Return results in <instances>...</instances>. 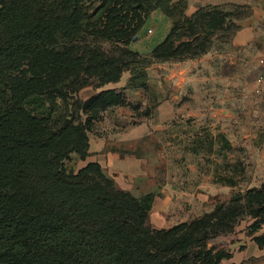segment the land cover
Here are the masks:
<instances>
[{
    "label": "trees",
    "instance_id": "1",
    "mask_svg": "<svg viewBox=\"0 0 264 264\" xmlns=\"http://www.w3.org/2000/svg\"><path fill=\"white\" fill-rule=\"evenodd\" d=\"M186 9L185 0H0V264H222L246 218L250 235L264 228V182L156 229L154 194L118 190L97 162L67 167L74 155L86 162L103 113L130 106L125 89L82 100L83 89L127 71L129 87H145L147 68L208 54L218 31L228 24L229 41L250 14ZM157 10L177 15L170 33L146 55L131 50ZM254 241L264 246V235Z\"/></svg>",
    "mask_w": 264,
    "mask_h": 264
},
{
    "label": "crops",
    "instance_id": "2",
    "mask_svg": "<svg viewBox=\"0 0 264 264\" xmlns=\"http://www.w3.org/2000/svg\"><path fill=\"white\" fill-rule=\"evenodd\" d=\"M214 3L250 11L236 21L240 29L229 41L197 59L153 64L145 87H129L127 71L118 83L97 90L125 89L127 103L148 106V115H136L132 125L130 117L114 115L130 106L103 113L94 126L105 121L109 136L93 139L89 133L86 163H99L118 190L135 197L154 194L150 222L156 229L188 222L229 201L238 187L260 188L264 182V86L257 83L264 0ZM172 209L182 213L170 215ZM262 235L264 228L254 235L238 229L232 258L222 264H264V246L254 241Z\"/></svg>",
    "mask_w": 264,
    "mask_h": 264
},
{
    "label": "rangeland",
    "instance_id": "3",
    "mask_svg": "<svg viewBox=\"0 0 264 264\" xmlns=\"http://www.w3.org/2000/svg\"><path fill=\"white\" fill-rule=\"evenodd\" d=\"M171 5L172 3H175L176 0H170ZM220 0H185L187 3V9H186V14L188 16L193 15L195 12H197L199 9L203 8L206 12L212 11L211 8H217L219 11L228 14V19H234V17H244L247 16L249 13V10L247 6H235L229 3L226 4H219L215 5L214 2H218ZM213 2V3H212ZM189 10H194L192 14H189ZM178 20L177 15H167L165 14L162 10H157L154 13L150 15L148 18L143 30L138 34V39L136 42H132L130 45V49L133 51H138L143 55H146L147 53L151 52L159 43H161L170 33L173 23ZM228 25V24H227ZM226 26L222 29V31H218L213 38V46H221L223 43L227 41V37L230 34L228 31H225ZM149 30L152 31V33H149ZM212 46V47H213ZM98 81L95 80L91 86H89L87 89L84 90V92H80L78 94V98L84 100L85 97H89L93 92H97L98 88H96V83ZM134 104H131L129 108L125 109H120L117 111L116 109L114 110V115L117 117L118 115H126L127 117H130L131 119L128 120V124H136V115L142 114L144 115L145 112H147L148 106H145L146 109H143L142 111L141 108H145L143 106L137 107ZM63 108V107H62ZM151 111V109H150ZM118 124V123H116ZM115 126H120L121 125H116ZM110 127L105 123V121L102 124H96V126L93 125L92 131H91V136L92 138L96 139V136L98 138L102 139L101 137L109 136L110 132ZM262 129H264V123L262 126ZM116 133L118 132V129L115 128ZM260 159V157H259ZM86 165V162L81 161L77 156H73L72 160L67 164V167L69 170L78 172L82 167ZM242 178L241 180H243ZM247 191V187H238L237 190L235 191L236 193L238 192H245ZM232 193V196L236 193ZM228 201V200H227ZM215 205H213L211 208L208 207L207 209H203L201 213H205L206 211H210L214 208ZM181 214L182 209L175 210L172 209L169 214ZM200 213V214H201ZM177 216V215H176ZM253 222V220L246 218L241 225L239 226L238 229H245V231H248V226ZM238 235V234H237ZM222 243L225 242V238H220L219 239ZM231 245V244H230Z\"/></svg>",
    "mask_w": 264,
    "mask_h": 264
},
{
    "label": "built area",
    "instance_id": "4",
    "mask_svg": "<svg viewBox=\"0 0 264 264\" xmlns=\"http://www.w3.org/2000/svg\"><path fill=\"white\" fill-rule=\"evenodd\" d=\"M149 33H152V31L149 30ZM258 67H259V74L257 78V83L259 84V87L261 88L264 86V55L258 58Z\"/></svg>",
    "mask_w": 264,
    "mask_h": 264
},
{
    "label": "water",
    "instance_id": "5",
    "mask_svg": "<svg viewBox=\"0 0 264 264\" xmlns=\"http://www.w3.org/2000/svg\"><path fill=\"white\" fill-rule=\"evenodd\" d=\"M134 42H136L137 41V38H134V40H133Z\"/></svg>",
    "mask_w": 264,
    "mask_h": 264
}]
</instances>
